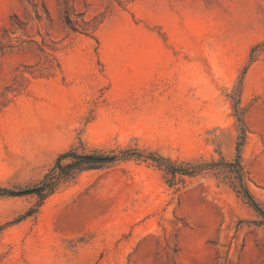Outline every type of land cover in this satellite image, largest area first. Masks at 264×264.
Wrapping results in <instances>:
<instances>
[{
    "label": "rangeland",
    "instance_id": "1",
    "mask_svg": "<svg viewBox=\"0 0 264 264\" xmlns=\"http://www.w3.org/2000/svg\"><path fill=\"white\" fill-rule=\"evenodd\" d=\"M236 104L264 207V0H0L2 187L73 147L232 159ZM262 219L212 172L121 159L43 201L0 195V264H264Z\"/></svg>",
    "mask_w": 264,
    "mask_h": 264
},
{
    "label": "trees",
    "instance_id": "2",
    "mask_svg": "<svg viewBox=\"0 0 264 264\" xmlns=\"http://www.w3.org/2000/svg\"><path fill=\"white\" fill-rule=\"evenodd\" d=\"M65 21L73 30H78L69 15L66 16ZM235 109L237 112L236 115L241 123V134L239 135L236 146V157L232 159H227L222 156L219 160H197L189 161L184 164H177L170 158H166L155 152L145 153L132 149H123L119 152L112 153L97 150L80 152L77 148L73 147L57 156L54 164L44 174L38 184L18 190L0 186V195L22 196L33 193L37 194L40 200L43 201L47 196L59 189L62 184L71 180L78 172L103 168L106 165L121 159L125 160L137 157L147 160L151 159L157 162L160 166L165 167L167 171L173 175L179 173L182 175L195 176L198 174L212 172L218 177H222L223 179L229 181L230 185L237 192V194L244 198L246 202H248V204L262 216V222L264 223V207L257 200L248 185L247 172L242 161L241 150L247 135L245 119L240 114L241 109L239 104L235 105ZM35 212V208L28 210L25 214L18 218V221L24 217L32 215Z\"/></svg>",
    "mask_w": 264,
    "mask_h": 264
}]
</instances>
